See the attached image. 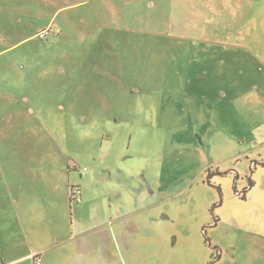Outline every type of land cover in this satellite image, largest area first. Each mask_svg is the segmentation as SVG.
I'll return each instance as SVG.
<instances>
[{"label":"rangeland","instance_id":"obj_1","mask_svg":"<svg viewBox=\"0 0 264 264\" xmlns=\"http://www.w3.org/2000/svg\"><path fill=\"white\" fill-rule=\"evenodd\" d=\"M262 163L264 0H0V264L70 208L117 264H264Z\"/></svg>","mask_w":264,"mask_h":264},{"label":"crops","instance_id":"obj_2","mask_svg":"<svg viewBox=\"0 0 264 264\" xmlns=\"http://www.w3.org/2000/svg\"><path fill=\"white\" fill-rule=\"evenodd\" d=\"M72 186L68 185V189ZM70 209L52 221L48 217L46 220L51 228L45 232L31 225L25 230L27 253L16 256L10 249L1 248L2 264H35L38 259L39 264H117L120 254L112 256L110 247L113 241L121 244L124 238L116 228L112 229L111 214L96 211L81 216ZM11 240L18 244L16 239Z\"/></svg>","mask_w":264,"mask_h":264},{"label":"trees","instance_id":"obj_3","mask_svg":"<svg viewBox=\"0 0 264 264\" xmlns=\"http://www.w3.org/2000/svg\"><path fill=\"white\" fill-rule=\"evenodd\" d=\"M50 33H51V29H48V30L45 29V30H43V31L41 32V35H42V34H45V37H46V36H48V34H50ZM41 35L39 36V38H42ZM45 37H44V38H45ZM44 38H42V39H44ZM262 166L264 167V163H262ZM254 187H255L254 182H253L252 180H249L248 187L245 189V191L247 192V194H248V193H249ZM74 188H75V186L70 187V191L73 190ZM241 200H242V201H246V200H247V199H246V195L242 196V197H241ZM70 201H71V203L74 202L72 198H70ZM218 222H219V220L215 218V223H218Z\"/></svg>","mask_w":264,"mask_h":264},{"label":"built area","instance_id":"obj_4","mask_svg":"<svg viewBox=\"0 0 264 264\" xmlns=\"http://www.w3.org/2000/svg\"><path fill=\"white\" fill-rule=\"evenodd\" d=\"M42 38L45 37V34L41 35ZM71 198L73 199V203L75 204H82L83 202V192L79 187H75L73 190H71ZM35 264H39V262L37 261Z\"/></svg>","mask_w":264,"mask_h":264}]
</instances>
